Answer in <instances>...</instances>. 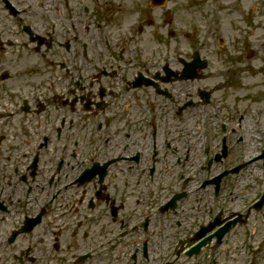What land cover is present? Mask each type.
I'll return each mask as SVG.
<instances>
[{
    "label": "flooded vegetation",
    "instance_id": "flooded-vegetation-1",
    "mask_svg": "<svg viewBox=\"0 0 264 264\" xmlns=\"http://www.w3.org/2000/svg\"><path fill=\"white\" fill-rule=\"evenodd\" d=\"M207 1L150 0L153 18L144 0H0V264H176L206 247L225 258L233 231L256 239L259 192L229 210L223 173L264 152L242 158L255 114L240 99L233 123L214 96L229 41ZM254 1L224 5L246 20Z\"/></svg>",
    "mask_w": 264,
    "mask_h": 264
},
{
    "label": "rangeland",
    "instance_id": "rangeland-1",
    "mask_svg": "<svg viewBox=\"0 0 264 264\" xmlns=\"http://www.w3.org/2000/svg\"><path fill=\"white\" fill-rule=\"evenodd\" d=\"M149 1L144 0L142 7H145V11L148 16H153V18L158 17V14L154 12H160L159 10L152 9L153 7L149 4ZM192 0H170L169 5H172L175 2V6L182 7L189 4ZM245 1V3H243ZM232 0H209L206 3H214L215 8L222 10L227 15L223 19V25L226 27V34L228 37V44L223 46L222 50L219 48V51L223 54V60L218 54H214L212 67L209 69V72L213 75L212 84H215L216 92L215 98H224L223 100L228 101V104L224 106V115L231 114V120L234 123L233 113L234 109L238 107L240 99H243L242 106L240 110L243 111L244 103L253 101L252 106L258 109L257 113L260 115V121L264 123V0L263 3L258 5V8L253 9L251 16H248L246 20H242L240 16L234 15L226 11L225 5ZM241 7L245 10L248 6L254 4L253 7L257 6L256 1H246L242 0L240 2ZM196 6V5H191ZM180 14H183L180 11ZM158 23V21H157ZM240 25L245 26L246 34L240 29ZM260 27V29H258ZM252 33L254 36L252 38ZM233 35V36H232ZM251 35V36H250ZM234 36H237V41H234ZM6 39V37H4ZM4 39V40H5ZM181 39V38H180ZM254 40L253 43H249L251 40ZM249 45H253L250 47ZM252 51L249 55V49ZM228 50V51H227ZM16 52V48L14 49ZM229 54V55H228ZM236 55L239 58L237 62H231L232 58L230 55ZM14 58L19 59L23 55L19 52L18 56L13 55ZM227 56V57H226ZM28 57V56H25ZM228 61V62H227ZM260 67L259 71H254V67ZM253 68V69H252ZM245 70V71H244ZM252 77V75H254ZM252 85V86H250ZM241 87V88H240ZM240 94L242 96H240ZM244 94V95H243ZM245 98H247L245 100ZM255 102V103H254ZM245 110V109H244ZM247 113L253 114L248 110ZM256 123L252 125L251 128L247 129V132L254 133V129L257 128ZM260 127V124H259ZM244 128H240L239 131ZM253 146H248V157L254 156L257 152V148L260 149L261 145L259 143H253L250 141ZM216 141H213L212 146H215ZM251 144V145H252ZM250 147V148H249ZM264 148V145L263 147ZM255 150V151H254ZM200 151L198 147L197 153ZM258 153V152H257ZM256 153V154H257ZM255 154V155H256ZM201 161H196V168L199 167ZM201 167V166H200ZM216 168L211 170V173L216 171ZM205 172L200 171L199 169L196 172V176H204ZM232 180L229 181L227 186V208L229 210L237 211H247L249 210L251 202L255 199V194L257 191L264 189V166L260 161H254L251 164H248L239 174H233L231 177ZM236 181V182H235ZM254 209L251 210L252 215L250 217V223H261L258 233L254 235L255 240L250 243L248 248H245L246 240L249 236L245 231H233L230 233L225 240V244L228 245L227 254L225 258H216L213 254V247L205 248L201 254L195 256L194 259H183L179 258L176 260V264H209V261L219 263L220 261L230 262L231 264H251L253 260L260 259L261 263L264 264V215L254 214ZM264 211V210H263ZM236 245L241 246L240 251L237 254V261L232 262L230 259L236 248ZM244 258V259H243ZM243 259V260H242ZM187 260V261H186Z\"/></svg>",
    "mask_w": 264,
    "mask_h": 264
},
{
    "label": "bare ground",
    "instance_id": "bare-ground-1",
    "mask_svg": "<svg viewBox=\"0 0 264 264\" xmlns=\"http://www.w3.org/2000/svg\"><path fill=\"white\" fill-rule=\"evenodd\" d=\"M254 71H256V70H258V67L256 66V67H254V69H253ZM250 86H252V85H250ZM244 95V94H243ZM197 136V134L195 133V137ZM196 139V138H195Z\"/></svg>",
    "mask_w": 264,
    "mask_h": 264
}]
</instances>
